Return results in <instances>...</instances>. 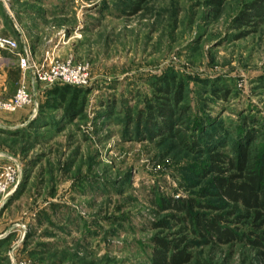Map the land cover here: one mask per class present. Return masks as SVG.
<instances>
[{
	"label": "rangeland",
	"instance_id": "rangeland-1",
	"mask_svg": "<svg viewBox=\"0 0 264 264\" xmlns=\"http://www.w3.org/2000/svg\"><path fill=\"white\" fill-rule=\"evenodd\" d=\"M263 1L0 0V37L40 65L50 51L91 75L60 94L29 82L33 105L0 110V172L7 157L23 169L0 207V264H152L157 240L181 238L189 264H264L246 220L229 217L238 239L219 244L164 203L222 205L212 150L233 159L242 144L264 157V20L242 22ZM22 80L0 49L2 93ZM162 107L170 132L153 127ZM193 141L203 150L183 143Z\"/></svg>",
	"mask_w": 264,
	"mask_h": 264
},
{
	"label": "trees",
	"instance_id": "trees-1",
	"mask_svg": "<svg viewBox=\"0 0 264 264\" xmlns=\"http://www.w3.org/2000/svg\"><path fill=\"white\" fill-rule=\"evenodd\" d=\"M145 1V0H140ZM253 15L246 12L242 22L249 20L254 16L264 20V1L259 4L251 5ZM56 92L60 94L63 90L75 89L82 87H73L70 85L54 86ZM164 119V122L158 126L154 125V130L161 133L170 132L173 128L174 119L173 110L162 107L158 111V115ZM156 116V118H157ZM154 116L150 117V123ZM185 146H191L202 149L201 145L195 141L183 142ZM234 158H228L223 153L212 152L209 154L211 172L207 176H211V184L214 190L213 194L217 202L222 203L220 207L199 203L195 198L189 200H168L164 203L166 210L178 211L182 217L181 220L186 221L193 226L195 232L200 233L203 238L219 244H229L238 239V236L225 225L229 222V217L237 218V221L246 220L249 225L254 228L251 232L253 239L249 243L256 248L264 250V157L261 162L251 147L238 144L235 147ZM203 150V149H202ZM227 208L235 210L224 214ZM215 210L220 213L207 214L202 210ZM242 209V214H237ZM178 218V216H175ZM259 232V233H258ZM177 243H170L166 240L159 239L156 241L157 248L153 251L152 264H189L192 260L191 254L183 249L185 241L181 238ZM264 252V251H263Z\"/></svg>",
	"mask_w": 264,
	"mask_h": 264
},
{
	"label": "built area",
	"instance_id": "built-area-1",
	"mask_svg": "<svg viewBox=\"0 0 264 264\" xmlns=\"http://www.w3.org/2000/svg\"><path fill=\"white\" fill-rule=\"evenodd\" d=\"M0 49L6 50L15 56L19 62L23 80L17 88L16 94L9 99L3 98L2 89H0V110L15 113L19 109L33 105L34 94L29 82L33 85L54 87L58 85H70L73 87L85 88L91 83L89 66L79 63L73 64L71 61L60 63L54 57V53L48 51L42 64L33 60L32 53L26 48L20 50L18 42L11 37H0ZM1 157V154H0ZM0 172V207L8 200V197L18 187L23 176V169L12 157H7V163ZM20 230L26 231L25 225H18ZM18 264V263H17ZM20 264H27L22 262Z\"/></svg>",
	"mask_w": 264,
	"mask_h": 264
},
{
	"label": "crops",
	"instance_id": "crops-1",
	"mask_svg": "<svg viewBox=\"0 0 264 264\" xmlns=\"http://www.w3.org/2000/svg\"><path fill=\"white\" fill-rule=\"evenodd\" d=\"M10 94H11V93H10ZM15 94H16V91H15ZM15 94H14V95H15ZM3 95H4V98H5V99H9V98H12V97L14 96V95H11V96H10L8 93H6V91H4V94H3Z\"/></svg>",
	"mask_w": 264,
	"mask_h": 264
}]
</instances>
